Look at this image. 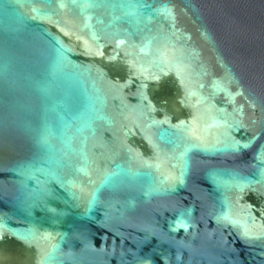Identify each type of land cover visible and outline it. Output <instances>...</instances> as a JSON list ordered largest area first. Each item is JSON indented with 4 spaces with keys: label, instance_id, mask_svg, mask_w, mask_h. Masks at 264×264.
<instances>
[{
    "label": "water",
    "instance_id": "95a60500",
    "mask_svg": "<svg viewBox=\"0 0 264 264\" xmlns=\"http://www.w3.org/2000/svg\"><path fill=\"white\" fill-rule=\"evenodd\" d=\"M0 264H264V0H0Z\"/></svg>",
    "mask_w": 264,
    "mask_h": 264
}]
</instances>
